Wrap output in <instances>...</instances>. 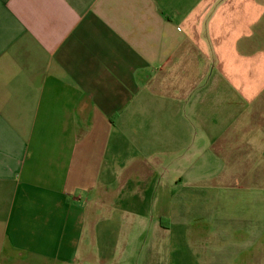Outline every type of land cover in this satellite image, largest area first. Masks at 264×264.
Instances as JSON below:
<instances>
[{"label":"crops","instance_id":"1","mask_svg":"<svg viewBox=\"0 0 264 264\" xmlns=\"http://www.w3.org/2000/svg\"><path fill=\"white\" fill-rule=\"evenodd\" d=\"M0 264H264V0H0Z\"/></svg>","mask_w":264,"mask_h":264},{"label":"rangeland","instance_id":"2","mask_svg":"<svg viewBox=\"0 0 264 264\" xmlns=\"http://www.w3.org/2000/svg\"><path fill=\"white\" fill-rule=\"evenodd\" d=\"M198 158V157H195ZM211 163H215L213 160H211ZM218 166L215 165H211L210 169L209 167L206 168L204 171L200 170L199 167L195 169V171H193V173H191L188 177L184 178V180L189 181V182H193V186L192 188L198 189V187L200 186L199 183L201 182L200 180L203 179L205 180L204 182H210V180H212L217 173L218 170ZM165 175H168L169 173H165ZM202 180V181H203ZM243 183H240L239 185H241ZM238 191V193L244 194V192L247 190L246 188L240 187L236 189ZM245 193H249V190H247ZM201 225H199L200 227ZM197 227V225H195V228Z\"/></svg>","mask_w":264,"mask_h":264}]
</instances>
